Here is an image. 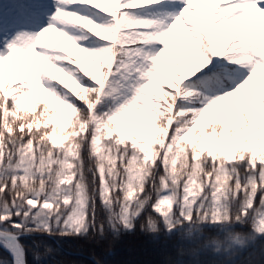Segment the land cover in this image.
I'll use <instances>...</instances> for the list:
<instances>
[{"label":"snow or ice","instance_id":"6c2138e0","mask_svg":"<svg viewBox=\"0 0 264 264\" xmlns=\"http://www.w3.org/2000/svg\"><path fill=\"white\" fill-rule=\"evenodd\" d=\"M140 221L167 264H264V0H5L0 264Z\"/></svg>","mask_w":264,"mask_h":264},{"label":"trees","instance_id":"16d2710c","mask_svg":"<svg viewBox=\"0 0 264 264\" xmlns=\"http://www.w3.org/2000/svg\"><path fill=\"white\" fill-rule=\"evenodd\" d=\"M141 223L143 221L137 222L136 229L131 234L121 235L119 239H113L109 234L102 242H96L91 236L86 239L40 237L53 251L47 255L44 248H41V260L38 264H167L174 259L175 252L171 244L166 246L163 238L154 242L149 235L141 232ZM25 243L30 246L32 241L26 240ZM0 259L10 260L2 248ZM28 260L29 264H37L33 260L31 248Z\"/></svg>","mask_w":264,"mask_h":264},{"label":"rangeland","instance_id":"374dc122","mask_svg":"<svg viewBox=\"0 0 264 264\" xmlns=\"http://www.w3.org/2000/svg\"><path fill=\"white\" fill-rule=\"evenodd\" d=\"M4 2H5V0H0V4H2V3H4ZM222 6H223V5H221V7H222ZM100 7H103V5L101 4ZM51 36H52L53 39H56V40H60V39H61V38L58 37L56 34H51ZM73 51L75 52L76 50L73 49ZM80 56L82 57V62H83V64L85 65V67H87L89 71H94V69H93L91 63L88 62L86 59L83 58V54H82V53L80 54ZM58 139H59V138H58Z\"/></svg>","mask_w":264,"mask_h":264}]
</instances>
